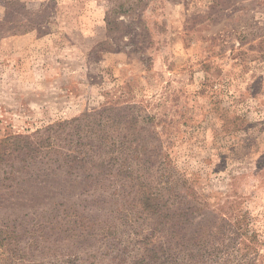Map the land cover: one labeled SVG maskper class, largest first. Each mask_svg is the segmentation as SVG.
I'll use <instances>...</instances> for the list:
<instances>
[{
    "label": "rangeland",
    "instance_id": "rangeland-1",
    "mask_svg": "<svg viewBox=\"0 0 264 264\" xmlns=\"http://www.w3.org/2000/svg\"><path fill=\"white\" fill-rule=\"evenodd\" d=\"M57 122H68L58 147L79 131L95 162L114 157L154 189L192 186L210 217L242 214L264 257V0H0V140ZM46 167L30 171L40 180L28 182L27 208L60 192L84 217L42 230L36 264H132L162 237L133 244L152 220L118 212L126 182L97 176L95 196L111 199L106 223L109 208L84 209L79 197L88 164L69 181L41 178ZM118 240L125 259L110 246Z\"/></svg>",
    "mask_w": 264,
    "mask_h": 264
},
{
    "label": "trees",
    "instance_id": "trees-1",
    "mask_svg": "<svg viewBox=\"0 0 264 264\" xmlns=\"http://www.w3.org/2000/svg\"><path fill=\"white\" fill-rule=\"evenodd\" d=\"M67 125L68 122H57L35 131L31 137L16 135L0 140V172H3L0 175V208L7 205L6 210L10 214V217L0 221V249L8 247L10 251L8 257L0 252V264L1 261L8 264H36L33 262V253L42 250V245H47L42 235L45 232L42 233V230L51 229L54 219H68L64 223L72 226L80 217H84L75 210L69 211L71 206L67 200L68 194L60 192L40 195L39 203L27 208L29 201L36 197L29 190L28 182L35 181L33 183L39 185L40 180L39 172L30 174V171H40V163L47 166L46 174L41 178L51 180L58 177L66 181H69L72 171H80L88 164L90 168L87 174L78 182L79 197L84 203V209L103 211L102 206L109 208L105 215L106 223L109 222L107 215L113 214L108 203L111 199L102 194L95 196L103 183H100L97 176H104V183L111 180L112 176L127 183L123 186L124 191L120 197L124 200L117 206L118 212L122 214L123 209L131 208L134 215L145 214L144 218L152 220L148 225V234L140 241L136 239L133 244L144 246L154 236L162 235L161 238H155L148 247H143L141 253L136 250L131 256L132 264H264V257L260 256L256 248V235L249 230V222L242 214L238 218H233L237 215L210 217L212 211L204 212L203 206L200 211L201 199L192 186L178 191L170 189L167 180H164L162 183L166 187L160 185L159 189H154L143 176L134 177L132 170H129L131 167L120 168V163L114 157L99 156L95 162L91 155L83 152L79 131L64 135L65 144L58 147L59 143L56 141L62 140L63 130ZM62 149L66 152L63 153ZM52 150L59 153V156L50 155ZM91 150H94L93 146ZM13 169L15 170L12 171ZM57 170L63 176L58 175ZM89 173H92L90 177ZM85 178L86 182L83 183ZM42 183L43 181L40 186ZM48 188L41 186V190L47 191ZM166 191L169 192L167 199L164 196ZM18 204L26 208L19 209ZM89 221L96 223L97 219ZM81 226L83 227H79ZM141 226L142 224L139 229ZM106 227L103 228V237L114 231L111 227ZM109 243L121 252L123 259L127 258L125 254H129L131 250L123 242L118 240ZM54 264H58V261Z\"/></svg>",
    "mask_w": 264,
    "mask_h": 264
}]
</instances>
